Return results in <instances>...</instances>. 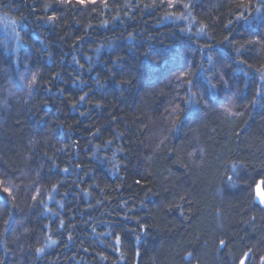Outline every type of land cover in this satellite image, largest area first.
I'll return each mask as SVG.
<instances>
[{
	"label": "trees",
	"instance_id": "1",
	"mask_svg": "<svg viewBox=\"0 0 264 264\" xmlns=\"http://www.w3.org/2000/svg\"><path fill=\"white\" fill-rule=\"evenodd\" d=\"M0 19V264H264V0Z\"/></svg>",
	"mask_w": 264,
	"mask_h": 264
},
{
	"label": "rangeland",
	"instance_id": "2",
	"mask_svg": "<svg viewBox=\"0 0 264 264\" xmlns=\"http://www.w3.org/2000/svg\"><path fill=\"white\" fill-rule=\"evenodd\" d=\"M17 26L18 24L14 21L9 19H0V34H4L6 36V45H13L14 52H17L21 46L20 37L16 33V30L19 32V26ZM259 202L264 204V195H260Z\"/></svg>",
	"mask_w": 264,
	"mask_h": 264
},
{
	"label": "snow or ice",
	"instance_id": "3",
	"mask_svg": "<svg viewBox=\"0 0 264 264\" xmlns=\"http://www.w3.org/2000/svg\"><path fill=\"white\" fill-rule=\"evenodd\" d=\"M54 19V18H53ZM33 79H35V77H33ZM84 99V97L82 96L81 97V100H83ZM5 192H9L10 193V189H8V188H4L3 189ZM221 243H223V241L221 242ZM38 251H40L39 249H38Z\"/></svg>",
	"mask_w": 264,
	"mask_h": 264
}]
</instances>
